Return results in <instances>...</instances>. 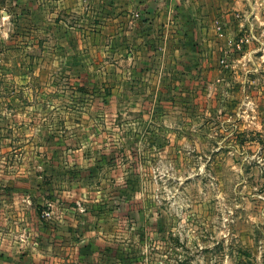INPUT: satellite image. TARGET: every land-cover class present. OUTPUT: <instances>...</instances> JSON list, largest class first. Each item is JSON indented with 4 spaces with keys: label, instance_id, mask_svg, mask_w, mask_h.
Instances as JSON below:
<instances>
[{
    "label": "rangeland",
    "instance_id": "1",
    "mask_svg": "<svg viewBox=\"0 0 264 264\" xmlns=\"http://www.w3.org/2000/svg\"><path fill=\"white\" fill-rule=\"evenodd\" d=\"M49 1L0 0V192L35 206L1 233L65 264H264V0H188L164 70L108 0Z\"/></svg>",
    "mask_w": 264,
    "mask_h": 264
},
{
    "label": "crops",
    "instance_id": "2",
    "mask_svg": "<svg viewBox=\"0 0 264 264\" xmlns=\"http://www.w3.org/2000/svg\"><path fill=\"white\" fill-rule=\"evenodd\" d=\"M104 1L105 0H50L48 2V5H57L59 8H63L66 10L70 9L72 11H80L86 7L85 4L87 2H91L90 4L92 6L95 5L97 7H102L104 6ZM188 3V0H124L122 3L120 2V0H108V4L112 7L113 11H115L113 22L115 23L118 20L122 19L121 16H119L120 12H122V14H126L127 19H125L124 21H126L127 27L129 23V30L125 35H131L130 41L136 40L138 43L137 45L143 42V44H141V49L144 50L142 51L145 52V50H149V47H146L145 45L147 40H150L151 42L152 39H155V43L157 45L156 47L160 49H157L154 53V59H156V62L158 61V70H164V65H166L167 63L169 64V60L179 59L180 55L183 53L178 50L179 45L182 42H189V33L184 29L186 25L184 23V20L179 15L182 12L187 13V26L197 27L200 26V24L202 25L203 17H201L200 19V15L202 14L201 11L203 12L204 9L202 10L201 8V10L196 13L193 10H189ZM48 5L46 6V8H48ZM216 8L217 6L215 3L211 4V13L216 12ZM160 11L161 14L159 15ZM228 18V14H225L222 17L223 21H225L226 23L228 22ZM147 28L150 30L145 33V36L148 35L147 37H145L144 33L140 32V30ZM156 28L161 31L159 32V36L158 32H156ZM169 28L173 30H170ZM216 28L218 31H221L222 29V27L220 26H216ZM137 34L141 39L137 40ZM167 44H175V50L173 48V51H164V45ZM130 51L131 52L128 54V57L131 59L133 57V53L132 50ZM167 59H169L168 62H163V60L165 61ZM174 63L175 62H172V64ZM8 199L10 198L6 196L4 192H0V219H14V211L17 212V207L21 203H27L28 205H26V207H28V209L30 210H28V212L34 215L35 206L32 204L33 202H31V200L26 201L19 196L11 197V202L8 201ZM9 204L10 206H8ZM17 215L19 217V213H17ZM1 225L2 224L0 222V228ZM14 238L15 236H13L12 234L3 235L0 229V264H65V259H61L62 254H60V248L63 246L68 247L67 244L53 246L48 244L38 245L37 243H34L31 248L25 251L27 254L23 255L22 253L25 252H21L20 249L24 245L17 241H14ZM72 264L82 263L81 260L73 259Z\"/></svg>",
    "mask_w": 264,
    "mask_h": 264
}]
</instances>
